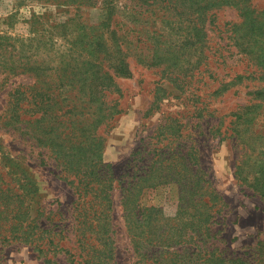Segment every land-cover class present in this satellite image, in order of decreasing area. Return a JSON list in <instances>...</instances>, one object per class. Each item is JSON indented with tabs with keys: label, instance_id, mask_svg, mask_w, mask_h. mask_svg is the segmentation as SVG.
Listing matches in <instances>:
<instances>
[{
	"label": "trees",
	"instance_id": "1",
	"mask_svg": "<svg viewBox=\"0 0 264 264\" xmlns=\"http://www.w3.org/2000/svg\"><path fill=\"white\" fill-rule=\"evenodd\" d=\"M51 1L76 9L75 15L53 25L69 41V58L48 65L35 56L31 41L34 37L53 41V31L34 28L31 43L22 40L17 61L18 46L8 43L12 46L6 48L12 53L8 61L13 60L11 70L24 67L23 71L37 70L46 77L15 88L6 111L9 115L2 117L0 128L29 141L38 149L36 159L53 166L55 173L75 188V237L80 244L71 252L75 261L118 264L115 209L116 192L120 191L122 216L137 263L264 264V238L258 242L253 259L228 253L217 245L213 224L224 197L211 188L203 174L196 153L199 140L192 131L210 111L198 93L201 84H209L220 75L208 36L218 10L226 6L235 8L241 19L224 24L221 30L227 32L245 66L211 93L221 92L235 81L258 80L261 85L255 97L234 112L232 135L241 142L250 127L258 124L264 108V6L255 0H126L122 11L121 0ZM98 5H103L106 17L99 24H90L82 10ZM126 9L140 23L134 19L135 25L127 28L122 16ZM219 51L216 48L215 53ZM131 58L160 76L151 107H158L170 94L161 86L167 81L177 90L189 92L195 111L186 121L187 117L166 116L151 134L149 145L139 144L118 171L115 163L105 161L104 152L107 133L123 111L119 79L135 75ZM31 62L35 64L29 66ZM4 140L0 133V151L7 158V162L0 160V264H6V247L15 241L40 253L45 263L59 264L47 254L53 244L56 251L66 248L54 238L66 228L59 221L48 224L40 215H26L29 207L24 197L31 189V178L24 183L11 176L15 171L7 167L9 162L15 166L16 160L4 151L9 148ZM244 162L237 166V176L264 197V161L252 179L244 174ZM161 185H174L179 190L176 216L143 200L147 191ZM39 214L44 215V211Z\"/></svg>",
	"mask_w": 264,
	"mask_h": 264
},
{
	"label": "rangeland",
	"instance_id": "2",
	"mask_svg": "<svg viewBox=\"0 0 264 264\" xmlns=\"http://www.w3.org/2000/svg\"><path fill=\"white\" fill-rule=\"evenodd\" d=\"M123 1L126 0H121L119 6L122 11ZM255 2L259 6H264V0H255ZM70 7L67 8L51 0H0V35L7 33L11 35L8 39L0 37V122L3 121L4 115H9L6 111L11 106L10 100L14 98L15 88L22 84H34L37 80L46 77L37 70L23 71L24 67L11 70L9 66L13 60L9 64L8 61L12 53L8 50L12 49V46H7L8 43H15L18 46L17 56H14L15 61L19 58L18 51L21 49L23 39L28 43L33 42L35 56L48 65L68 59L69 41L63 38L53 25L76 14L75 6ZM125 11V15L122 16L129 24L127 28L135 25V20L139 22L128 9ZM82 14L88 23L99 24L105 19L107 11L103 5H98L84 7ZM118 15L121 16V13L118 12ZM240 19L238 11L233 7L226 6L218 10L217 18L209 31L208 45L212 50V59L217 63L214 60L212 62L215 63L214 66H219L217 70L220 75L217 80L210 79L209 84H201L202 89L198 93L202 95L201 98L206 104L208 103L210 111L202 119L200 127L192 131L196 133L194 137L199 140L196 153L203 174L210 180L211 188L224 197L220 204L221 210L216 213V221L213 224L214 232L217 233L216 243L228 253L253 259L258 250V242L264 238V197L253 186L239 179L237 166L241 161H245L244 174L252 179L257 175L259 166L264 161V108L257 117L258 124L250 127V130L244 134V141H236V136L232 135L236 123L231 121L236 119L234 112L255 97V90L261 83L258 80H239L229 83L221 92L211 93L220 86L221 82H229L245 66V63L239 60L237 49L227 37V32L221 30L225 28L224 24ZM34 28H39L42 32L53 31L56 39L50 41L48 37L36 38L33 33ZM32 37H34L33 41H31ZM216 48L221 49V52L215 53ZM131 59L135 75L132 78L119 79L123 92L120 97L123 111L117 115L107 133L104 152L105 161L115 163L118 171H122L131 153L139 144L149 145L151 134L166 120V116L187 117L183 120L186 121L195 111L189 92H181L167 81L161 86L167 88L170 94L160 101L158 107L156 105L151 107L160 76L153 69L143 66L134 58ZM21 62L25 61L21 60ZM33 63L31 62L29 66ZM46 79L49 80L50 77L47 76ZM0 133L9 146L4 151L7 152L8 157L16 160L15 166L8 161L11 166L8 165L7 170L15 171L11 176L16 179L21 178V182L24 183L27 182V177L31 178L29 181L31 189L27 190L24 197L25 205L29 207V214L26 215L31 218L40 215L39 217L48 224L59 221L60 226L64 225L66 228L54 237L66 248L56 251V245L53 244L47 256L55 259L59 264H85L75 261L74 256L71 255V252L80 245L75 237L77 228L75 188L58 176L53 166L41 164L36 159L38 149H34L29 141L4 127L0 128ZM0 160L7 162L1 151ZM116 193L115 211L119 230L117 262L139 264L136 262L127 236L122 216L121 192ZM143 200L149 205L162 207L168 215L176 216L179 207V190L174 185H161L147 191ZM42 210L44 215L39 214ZM67 249L71 251L68 252ZM39 254L32 251L28 245L15 241L14 244L6 247L4 259L6 264H47L45 258Z\"/></svg>",
	"mask_w": 264,
	"mask_h": 264
}]
</instances>
